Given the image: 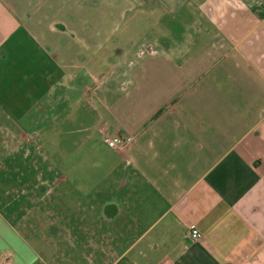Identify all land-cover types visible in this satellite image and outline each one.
Listing matches in <instances>:
<instances>
[{
	"label": "crops",
	"instance_id": "crops-1",
	"mask_svg": "<svg viewBox=\"0 0 264 264\" xmlns=\"http://www.w3.org/2000/svg\"><path fill=\"white\" fill-rule=\"evenodd\" d=\"M77 1L0 0V130L12 148L90 89L91 111L110 118V132L103 123L95 134L132 136L110 149V203L95 209L110 228V264H264V0H128L144 29L116 47L113 67L133 71L122 89L110 56L83 50L95 45ZM179 12L197 28L162 25Z\"/></svg>",
	"mask_w": 264,
	"mask_h": 264
},
{
	"label": "rangeland",
	"instance_id": "rangeland-1",
	"mask_svg": "<svg viewBox=\"0 0 264 264\" xmlns=\"http://www.w3.org/2000/svg\"><path fill=\"white\" fill-rule=\"evenodd\" d=\"M75 8L82 13L84 35L93 38L96 48L91 52L85 44L83 50L88 56L98 52L100 61L110 56V81L115 82L113 88L122 89L133 71L122 64L124 70L113 67L120 61L116 47L130 48L134 42L130 37L144 29V22H132L136 10L128 0H79ZM179 13L180 20L172 23L169 14L162 25L175 34L197 28L188 27ZM36 74L42 78L38 70ZM90 93L84 90L86 100L80 105L68 99L66 117L59 114L65 105H55L49 114L50 119L56 116L51 124L36 126L30 144L20 150L15 151L0 130V179H9L0 181V259L24 264H110V228L95 212L110 203V149L95 134L96 125L103 123L110 132V118L96 117L91 111ZM78 129L87 132L77 133ZM125 245L121 240L115 252L121 254Z\"/></svg>",
	"mask_w": 264,
	"mask_h": 264
},
{
	"label": "built area",
	"instance_id": "built-area-1",
	"mask_svg": "<svg viewBox=\"0 0 264 264\" xmlns=\"http://www.w3.org/2000/svg\"><path fill=\"white\" fill-rule=\"evenodd\" d=\"M102 132V130H101ZM103 134V133H102ZM101 141L106 145L109 149L114 151H124L128 148L130 143L132 142V136H121L114 135L110 136L108 134H103ZM188 237L192 241H198L201 238L200 232L195 228H189Z\"/></svg>",
	"mask_w": 264,
	"mask_h": 264
},
{
	"label": "flooded vegetation",
	"instance_id": "flooded-vegetation-1",
	"mask_svg": "<svg viewBox=\"0 0 264 264\" xmlns=\"http://www.w3.org/2000/svg\"><path fill=\"white\" fill-rule=\"evenodd\" d=\"M102 212H104L107 215H110V206H104L102 207Z\"/></svg>",
	"mask_w": 264,
	"mask_h": 264
}]
</instances>
